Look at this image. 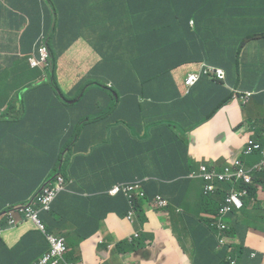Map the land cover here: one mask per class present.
<instances>
[{
	"label": "crops",
	"instance_id": "obj_1",
	"mask_svg": "<svg viewBox=\"0 0 264 264\" xmlns=\"http://www.w3.org/2000/svg\"><path fill=\"white\" fill-rule=\"evenodd\" d=\"M42 27L50 33L60 73L70 76L71 84L81 78L98 85L114 83L126 103V122H84L78 133L68 129L70 145L64 155L60 144L46 142L53 127L69 125L73 107L63 95L44 99L43 81L55 85L54 79H30L28 63L9 62L33 52L26 40L35 43ZM263 30L264 0H0V67L20 68L26 78L24 86L7 95L14 86L0 77V135H6V147L21 158L31 146L46 145L49 151L24 169L0 157V212L7 203L27 201L45 178L61 171L74 179L71 189L41 217L49 232L66 238L69 262L222 264L218 231L198 220L208 216L200 206L203 183L188 176L206 162L223 168L228 158H241L248 166L262 160L259 153L243 156L241 150L251 137L264 140V39L249 42L238 54L244 39ZM203 64L223 68L226 83L203 78L188 89L185 78L201 72ZM151 70H170L171 75ZM138 88H144L149 103ZM248 91L255 92L248 105L229 101L209 119L231 94ZM37 94L50 116L38 113ZM112 103L93 105L91 111L88 102L83 118L106 111ZM38 129L41 134L35 138ZM68 160L71 165L63 170ZM135 179L147 181V199L137 198L146 214L139 222L130 220L133 211L128 214L125 195L108 193L115 183ZM254 188V199L226 219L225 249L235 252V264H264V177H257ZM160 194L172 201L166 212L156 210L153 199ZM171 228L189 236L185 245ZM136 232L148 249L117 251L118 243ZM49 247L34 222L19 220L0 234V264H34Z\"/></svg>",
	"mask_w": 264,
	"mask_h": 264
},
{
	"label": "clouds",
	"instance_id": "obj_2",
	"mask_svg": "<svg viewBox=\"0 0 264 264\" xmlns=\"http://www.w3.org/2000/svg\"><path fill=\"white\" fill-rule=\"evenodd\" d=\"M255 34H261V32H257ZM250 36H253V35H249L248 38ZM248 38H246V39L243 40L242 45L244 43H245L244 45H246L249 42L255 40V39L248 40ZM41 41L44 42V44H45V46L47 48V51L49 53L48 63L52 65L53 58H55V55L56 54H54V53L51 52V49H50V33L44 27L41 28L40 32L38 33V35L36 37L35 43H38L36 45H39L40 46ZM242 48H243V46H241L238 55H240V53L242 51ZM35 55L38 56V53L37 54L35 53L34 55H28L27 54L26 55L27 57H17V58H25L26 59V63L29 64V68L30 69L36 68V67H41L43 64H40L38 66H31V64L29 63V60H28L29 57L35 56ZM203 65H209V64H203ZM210 66H213V65H210ZM214 67H217V66H214ZM217 68H220V67H217ZM0 69H2V68L0 67ZM220 69H223V68H220ZM46 77L49 78V76H46ZM185 81H186V78H185ZM211 81L212 82H215V83L225 84L226 81H227V72H226V81H224V82H219V81H215V80H211ZM94 83L97 84V82H94ZM103 85H105V87L108 88L109 90H111L112 92L114 91L113 93L115 95V100H114V102L111 105H109V107H108V109L106 111H104V112H98L96 114H93L91 116L86 117L88 119H87V121H85V123H92V122H97V121H108V122H120V121H124V122H126V114L123 112L125 110L126 103L122 100V97H121V93H120L119 88L114 83H104ZM248 92H250V91H248ZM243 93H246V92H239V95L238 96L241 97V95ZM253 93H254V95H253V97H254L255 96V92H253ZM80 95H82V94H80ZM77 97L78 96H75L73 98H77ZM253 97L251 98V100L253 99ZM65 100L67 101L69 99H65ZM250 101H249V103H250ZM241 104H242V102H241ZM248 104H246V105H248ZM246 105L242 104V106H246ZM141 106L142 105H140V107ZM233 159L234 158H228V161H229L228 164ZM239 159H241V158H239ZM227 165H225L223 168L222 167L217 168L216 165L210 166L209 163H203V164H201V166L199 167V169L197 171H194V172H192V173L189 174L188 178H190L192 180H200L203 183V196H204V200L208 199L210 196H217L219 194V192H222L223 191V185L224 184L231 185V190H232L233 185L230 184V183H217V186L219 187V190L217 191L216 194L210 195V196H205V194H204V186L206 184L211 183V181L206 180L204 176L206 174H216L217 172H221V171H223V169ZM246 166L247 167H252L254 165H252V166L246 165ZM204 168L206 169V171L203 170ZM259 175H261V177L264 176V174H258L255 177V181H254V183L252 185L253 187H254L255 182L257 180V177ZM45 179L46 180H44L37 187V189L30 195V197H29V199L27 201H25L23 203H16V204L7 203L5 205L6 208L3 211L0 212V221H1V219L4 216H7L8 217V221H7L8 226H6L4 228H2L0 226V229L2 230V232H4L6 229H10L12 227V225H15L16 223H18L19 220L21 222L23 220H30V221L34 222V224L36 225L37 229L40 230L41 232H43L45 234V236L47 237V240L49 242L50 247H49V249H48L47 252H45L43 255H41L34 262V264H40L45 259V257H47L48 255H51L52 252H53V245L50 243V240L48 238V235H54V236H57V237H63V238H65L62 235H56V234L48 231V226H47L46 222L43 220V218L41 217V213H50V212H52L53 209H54V202L56 201V199L58 198V196L62 192H65V191L70 190L71 189V185L74 182V179L73 178L66 177L64 175V173L61 172V171L58 172L57 174H55L54 176H50V177H47ZM134 181L140 182L141 188H138V189L133 190L131 192L132 197H129V198H131L133 200H136L138 197H140L141 199H147V198H145L147 196V189H146V182L147 181L145 179H135V180L125 181V182H134ZM117 183H123V182H117ZM117 183H115V184H117ZM113 186L108 190V193L110 195H112V196L121 195L122 193L111 194L112 193L111 191H112ZM46 188H56L55 195L52 198V200L47 204V206H46V204L41 199H39V196L44 192V190ZM231 190L226 194L225 201L220 206V208L216 212V214L205 213L204 215H208V216L204 217V220H203V217H199L198 218V220L200 222H203L209 228H212L213 230H217L218 231V247L220 249H224V251H226L225 258H224V252H223V263L222 264H232V261L235 262L234 259H233V257H232V255L235 252H232L231 249H228V248L225 249V245L228 243V239H229V237L226 235V233L229 230V224L226 222V219L229 216H233V215L239 214L245 208V206H246V200L247 199H251V200L254 199V197L252 196V192H250V190H249V194L243 198V206H242V208L237 209L236 211H234L231 214L227 215L226 217L222 218V221H224L228 225V229L224 233V236L226 237V243L223 246H220V244H219V237L221 236V232L218 229V227L214 224V220L215 219H218L220 209L225 205L227 196L231 192ZM153 201H154V203H155V205L157 207L156 210L161 211V212H166L169 209V207L171 206V203H172V201L169 198H167V197L165 198L161 194L158 195V196H156L153 199ZM8 210H10V212L4 213V212H6ZM160 214L162 215V213H160ZM135 219H136V217H135ZM185 219H187V217ZM210 222H211V224H210ZM171 230L173 231L175 229L174 228H171ZM173 232H174V236L178 240L180 239L181 242L185 245L186 242H187V240L189 239V236L186 235L182 230L177 229V228H176V233H175V231H173ZM134 236H136V237H138V238L141 239V234L139 232H136L134 234ZM143 243H144V246L146 247L147 246L146 245V242L143 241ZM65 247H66V249L64 250V252L62 254L54 257L53 259H57L58 260V264H73V263L69 262L67 260V258H66V254L68 252V244H67L66 238H65ZM148 247L143 248V249H148ZM135 251H137V250H135ZM48 264H52V263L49 262Z\"/></svg>",
	"mask_w": 264,
	"mask_h": 264
},
{
	"label": "built area",
	"instance_id": "obj_3",
	"mask_svg": "<svg viewBox=\"0 0 264 264\" xmlns=\"http://www.w3.org/2000/svg\"><path fill=\"white\" fill-rule=\"evenodd\" d=\"M38 56L29 57V63L31 66H38L40 64H47L49 59V53L43 41H41L40 46L37 47ZM203 74L206 75L211 80L224 82L226 81V72L223 69L210 66L203 65ZM200 75L196 73H190L185 81V86L188 89L192 88L197 81L199 80ZM253 92L243 93L240 97L242 104L246 105L249 103L251 98L253 97ZM259 153L262 156V160L255 164L252 167H247L246 164L239 158H234L221 172H217L216 174H206L204 177L206 180L211 181V183L206 184L204 186V194L205 196L214 195L219 190L217 183H230L233 186L236 185L238 189L241 187L252 186L255 177L258 174H264V140H258L254 137L249 138L244 147L241 150V155L243 156H253ZM206 171V169H203ZM62 180V179H61ZM141 188V184L138 181L134 182H123L117 183L112 188L111 194L116 193H124L128 197H132L131 192L135 189ZM56 188H46L44 192L39 196L47 206V204L52 200L55 195ZM249 194L248 189L236 190L234 187L231 192L228 194L225 205L220 209L218 219L214 220V224L218 227L221 232V236L219 237V244L223 246L226 243V237L224 233L228 229V225L222 221V218L236 211L237 209L242 208L243 206V198ZM130 213L129 218L131 219ZM2 230L0 229V233ZM50 243L53 245V252L51 255L45 257V259L40 264H48L51 262L52 264H58L57 259H53L54 257L62 254L65 247V238L57 237L54 235H48ZM232 264L235 262L232 261Z\"/></svg>",
	"mask_w": 264,
	"mask_h": 264
},
{
	"label": "trees",
	"instance_id": "obj_4",
	"mask_svg": "<svg viewBox=\"0 0 264 264\" xmlns=\"http://www.w3.org/2000/svg\"><path fill=\"white\" fill-rule=\"evenodd\" d=\"M261 34H255L253 36H250L248 38V40L251 39H258V38H263L264 39V30L260 31ZM27 43H31V45L33 44V48H27V50H33V52L28 53V55H34L35 53L37 54V47L38 45L35 46V44L38 43H34L33 40L27 39L26 40ZM33 42V43H32ZM245 44V43H244ZM244 44L242 46H244ZM158 58V57H157ZM21 60H25V58H17V57H12L11 59H9V62L11 63V66H15L16 64L19 63H23ZM52 65L47 63V64H43L41 67H36V68H32L29 70L28 73V78L30 79H37L40 80L46 76H49V78L54 79L55 81V85H52L49 82L43 81V83H45L47 85V90L45 92V97L44 99H49V100H60V96L59 95H63L66 99H68L66 94H75V96H79L80 94H82L83 97H86V99L88 100L90 107H91V111L93 109V105L94 107H102L104 104H109L112 103L115 100V95H114V91L112 92L111 90H109V92L105 95L102 96V94L100 92L95 91L94 92H87L89 91L88 88L91 87L90 84L94 83L91 82L87 79V81L85 79H79L75 84H71L70 83V76H64L60 73L61 68L59 67V62H58V56L55 55V58H53L52 61ZM157 59L153 60L150 62V66L149 68L152 69L155 65H156ZM182 63H178V65H180ZM22 72V70L20 68H4V69H0V76L2 77L3 74H8L9 76H13V75H19V73ZM151 72H153L154 74L161 76V75H171V71L167 70V71H154L151 70ZM196 74H199V80L197 81V83L195 84V86L203 79V78H207L209 79L206 75L203 74V70L201 72H195ZM85 78V77H83ZM210 80V79H209ZM39 82V81H38ZM100 85L96 84L98 87H102L103 83L102 82H98ZM24 86V85H23ZM105 86V85H104ZM57 88L59 89V92L57 91ZM140 93L142 94V96L145 98L146 103H149V97L148 95L145 93L144 88H138ZM36 99H37V104L39 106V114L43 115V116H50V114L47 112L48 108L46 106V104L43 102L41 96H39L38 94L36 95ZM240 96L236 97L234 94H231L228 98V100H226L225 102H223L221 105H219V107L215 110V112L209 117V119H211L213 117V115H215V113L221 108L223 107L225 104L229 103V101H235V102H242L240 100ZM66 102V101H65ZM65 102H62V104L64 106H66L67 104ZM152 103H154L153 101H151ZM9 119V118H8ZM10 127H6V129L8 130ZM41 134V130L38 129L35 132V138H38ZM264 177V176H262ZM241 189H248L250 190V192H252V196H255L254 193V188L253 186H248V187H241ZM193 190L195 192H198L199 189L197 187L193 188ZM231 190V185L229 184H224L223 185V191L219 192V194L217 196H210L208 199L204 200L203 199V192L200 191V206L202 210H206L209 214H216V212L219 210L220 206L224 203L225 201V197L226 194ZM123 195H125L124 193H122ZM128 199H129V204H130V210L128 211V214L130 211H133V213L136 215V218L141 219H145L146 214L144 213V211L140 208V206L137 203V199L133 200L131 198H129L127 195H125ZM16 214V213H15ZM18 214V213H17ZM127 214V216H128ZM211 224V222H210ZM6 227V226H5ZM134 245V246H133ZM119 247H116L117 251L121 252L120 249L122 250H126V249H134L136 250L137 247H139V249L141 248H146L144 246L143 241L134 236L131 240H122L118 243ZM100 247H103V245H100ZM226 256V251H224V258Z\"/></svg>",
	"mask_w": 264,
	"mask_h": 264
},
{
	"label": "rangeland",
	"instance_id": "obj_5",
	"mask_svg": "<svg viewBox=\"0 0 264 264\" xmlns=\"http://www.w3.org/2000/svg\"><path fill=\"white\" fill-rule=\"evenodd\" d=\"M79 42H78V51H81L82 49H80V47H79ZM53 47L56 50L61 51L60 47L57 44L56 45L53 44ZM77 56H80V55L77 54ZM21 61L23 63H26L25 60H21ZM2 78L5 81H8L10 84H13V86H14V87H11L10 89H8V91L6 92L7 95L10 94L11 92H13V90H12L13 88L22 87L25 80H26V78L24 77V72L23 73L20 72L19 75H13V76H9L8 74L5 73V74H3ZM97 78L101 81L105 80V79L100 78L98 76H97ZM41 84L43 87L44 84L43 83H41ZM90 85H91V87L88 88V90H89V91H87L88 93L94 92V89H95V91L100 92L102 94V96H105L109 92V90L106 89L104 85L102 87H98L95 83H92ZM20 93H23V89L20 90L19 92H17L16 94H20ZM66 95L69 98V100L75 99V98H73L75 96V94H73V95L66 94ZM68 106L73 107V110H72L73 115L71 117V121L69 122V125L66 127H62V126L53 127V130L48 137V141L46 142V145H49V146H55L57 144H60V148L62 149L63 155H64L66 149L68 148V146L70 145L69 133H67V130L68 129H77V133H78L81 130V125L85 121H87V119H88V118H83L82 114L89 111L88 102L86 101L85 98H82L79 102H76L74 104H69ZM143 118L145 120H149V116H144ZM0 122H1V118H0ZM178 125L181 127H184L185 122H178ZM5 136H6L5 134L0 135V157L12 161L15 164V168L24 169L26 167L36 165L42 157L49 154V151L46 149V145L44 147L31 146V150L26 152L24 158H21L19 155L14 154L13 152H11L6 147L7 142L5 141ZM63 155L59 159V165L62 162ZM59 165H58V167H59ZM70 165H71V160H68L65 163V165H63V170H67ZM58 167L53 170V172H52L53 174L57 171ZM20 178L23 179V175H20ZM233 187L236 190H242V189H238L236 187V185ZM11 196H13V195H10L9 199L11 198ZM130 217H131V219H130L131 221L136 222L134 215H131ZM7 221H8V217L4 216L0 221V226L2 228H4L5 226H8ZM139 221L140 220H138V222ZM104 222H105V224H108L107 221H104ZM183 229H185V228L183 227ZM132 238H133V236H132ZM136 250L137 251L138 250L143 251V248L139 249V247H137Z\"/></svg>",
	"mask_w": 264,
	"mask_h": 264
},
{
	"label": "water",
	"instance_id": "obj_6",
	"mask_svg": "<svg viewBox=\"0 0 264 264\" xmlns=\"http://www.w3.org/2000/svg\"><path fill=\"white\" fill-rule=\"evenodd\" d=\"M82 97V95H79L77 98L73 99V100H67L66 102L67 103H70V104H73V103H76L80 98ZM7 212H10V210L4 212V213H7ZM3 213V214H4Z\"/></svg>",
	"mask_w": 264,
	"mask_h": 264
}]
</instances>
